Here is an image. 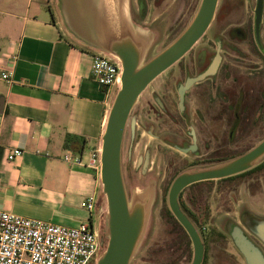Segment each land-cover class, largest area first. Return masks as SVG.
Returning a JSON list of instances; mask_svg holds the SVG:
<instances>
[{
    "label": "flooded vegetation",
    "instance_id": "flooded-vegetation-1",
    "mask_svg": "<svg viewBox=\"0 0 264 264\" xmlns=\"http://www.w3.org/2000/svg\"><path fill=\"white\" fill-rule=\"evenodd\" d=\"M199 1L128 0L132 22L152 35L149 52L165 26L169 33L161 38L160 51L183 32ZM254 129L261 134L257 142L249 139ZM263 139L264 0H217L206 32L141 92L124 128L120 164L125 188L139 181L154 186L137 264H193L190 236L167 204L169 186L181 173L230 161ZM241 173L188 184L177 196L179 210L200 237L198 264H247L234 243L235 230L264 262V215L243 201L237 211L232 206L240 200L234 195L239 184L232 182L249 175ZM159 186L164 200L155 203ZM211 192L220 212L210 211L203 193ZM96 231L100 254L105 230L101 225Z\"/></svg>",
    "mask_w": 264,
    "mask_h": 264
},
{
    "label": "crops",
    "instance_id": "crops-1",
    "mask_svg": "<svg viewBox=\"0 0 264 264\" xmlns=\"http://www.w3.org/2000/svg\"><path fill=\"white\" fill-rule=\"evenodd\" d=\"M76 4L0 0V71L12 72L11 83L0 79V209L65 227L88 222L98 230L100 175L86 162L99 151L116 88L105 90L90 76L93 54L102 53L91 43L99 0H84L87 15L76 14ZM15 148L22 155L6 161ZM91 195L90 215L80 203Z\"/></svg>",
    "mask_w": 264,
    "mask_h": 264
},
{
    "label": "water",
    "instance_id": "water-1",
    "mask_svg": "<svg viewBox=\"0 0 264 264\" xmlns=\"http://www.w3.org/2000/svg\"><path fill=\"white\" fill-rule=\"evenodd\" d=\"M217 0H200L187 27L162 51L146 59L152 43L151 33L143 32L130 19L128 0H99L94 14L97 41L91 43L116 60L120 66L119 87L108 109L99 148L100 188L104 201L106 243L95 264H131L149 218L154 186L132 187L127 196L121 171V144L130 111L141 92L161 73L188 53L206 32L215 17ZM264 156V139L248 152L218 165L183 172L168 190V207L190 236L193 264L202 257V244L194 227L177 206L179 192L188 184L229 178L253 168ZM235 245L247 264H264L261 254L235 230Z\"/></svg>",
    "mask_w": 264,
    "mask_h": 264
},
{
    "label": "built area",
    "instance_id": "built-area-1",
    "mask_svg": "<svg viewBox=\"0 0 264 264\" xmlns=\"http://www.w3.org/2000/svg\"><path fill=\"white\" fill-rule=\"evenodd\" d=\"M8 60L14 64L16 55ZM120 66L116 60L103 53H94L90 76L105 90L119 87ZM12 72L0 71V79L11 83ZM22 155L20 149H12L6 155L10 162ZM66 162L81 165L78 157L65 156ZM99 151L91 152L86 166L99 172ZM95 196L82 200L80 207L90 215L94 210ZM98 234L88 222L65 227L23 218L0 209V264H95L99 255Z\"/></svg>",
    "mask_w": 264,
    "mask_h": 264
},
{
    "label": "rangeland",
    "instance_id": "rangeland-1",
    "mask_svg": "<svg viewBox=\"0 0 264 264\" xmlns=\"http://www.w3.org/2000/svg\"><path fill=\"white\" fill-rule=\"evenodd\" d=\"M76 3H77L76 4V14L83 13V14L87 15L88 13H90L88 9H86L85 11L83 10L84 9L83 8L84 0H76ZM86 15H84V16L86 17ZM145 27H148V26L145 25ZM161 33H164V34H161L160 39L158 40V43L156 44V47L154 46L151 49V52H149V54H147V57H146L147 59L150 58L151 56H153L154 54L156 55L158 52H160L161 46L163 44H165V42H163V40H164L163 38H166V37H163V36L166 33H169V31L166 30V26L163 28ZM161 38L163 40H161ZM260 136H261L260 132L256 131V129H254L252 131V134L249 136V139L253 140L254 142H257V140L259 139ZM262 158H264V156ZM258 163L255 166H257ZM216 165H218V164H216ZM213 166H215V165H213ZM207 167H203V168H207ZM209 167H212V166H209ZM203 168L201 167L200 169H203ZM232 183L239 184V186H236L237 188L235 189V194L234 195L236 196V198H238V199L240 198V200L238 202L232 204V206H234V211H237L236 208H238V206L243 201L244 204H247V206L249 208H251L253 211L264 215V173H263V171H257V172H254L252 174H249L248 176H246V178H241V179L238 178L236 181H234ZM212 185H214V184H212ZM233 186H235V185H233ZM132 187H137V188L141 189V188L146 187V185H144L143 183H141L139 181L138 185H136V184L135 185H131V189H132ZM200 188H202V190L205 191L204 187H200ZM131 189H129V188L126 189V193H127V196L129 198H130V195H131ZM203 195L204 196L207 195V197H208V201L207 202H208V204L210 203V211L211 212H220V208L219 207L216 208V204H215V198L216 197L213 194V192H211L210 194L209 193L208 194L203 193ZM157 198H158V200L155 203H159V201L162 198H164L163 197V192L161 191V187L160 186L157 187ZM162 200H164V199H162ZM103 217H104V214H103ZM103 217H102L103 224L101 222V225H102L103 229L105 230V222H104V218ZM154 219H155V217H154ZM153 221H155V220H153ZM151 232H153L152 235H154V231L152 230ZM104 237H105V240H106V232H105V236ZM137 255H138V250H137L136 254L133 256L131 264H137L138 263Z\"/></svg>",
    "mask_w": 264,
    "mask_h": 264
},
{
    "label": "trees",
    "instance_id": "trees-1",
    "mask_svg": "<svg viewBox=\"0 0 264 264\" xmlns=\"http://www.w3.org/2000/svg\"><path fill=\"white\" fill-rule=\"evenodd\" d=\"M261 169H263L264 170V159L262 158V160H261V162L257 165V166H254L252 169H250L249 171H247V172H243V173H241V174H245V175H247V174H251V173H254V172H256V171H259V170H261ZM102 220V219H101ZM102 224H103V220H102Z\"/></svg>",
    "mask_w": 264,
    "mask_h": 264
}]
</instances>
